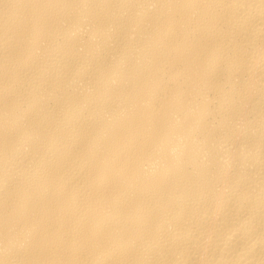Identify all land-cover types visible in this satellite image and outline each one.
<instances>
[{
    "label": "bare ground",
    "instance_id": "bare-ground-1",
    "mask_svg": "<svg viewBox=\"0 0 264 264\" xmlns=\"http://www.w3.org/2000/svg\"><path fill=\"white\" fill-rule=\"evenodd\" d=\"M0 264H264V0H0Z\"/></svg>",
    "mask_w": 264,
    "mask_h": 264
}]
</instances>
